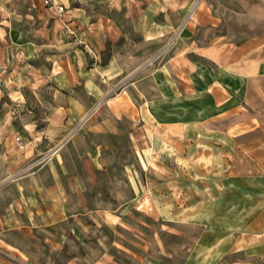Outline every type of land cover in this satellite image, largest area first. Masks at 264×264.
I'll return each instance as SVG.
<instances>
[{
    "label": "crops",
    "instance_id": "0c3cea01",
    "mask_svg": "<svg viewBox=\"0 0 264 264\" xmlns=\"http://www.w3.org/2000/svg\"><path fill=\"white\" fill-rule=\"evenodd\" d=\"M209 4L107 0V14L125 7L142 46L161 49L146 66L143 52L113 51L103 63L74 50L56 73V104L42 131L26 118L20 131L0 89V222L66 217L71 196L85 190L80 156L89 175L111 174L126 123L138 166L159 169L164 143L169 160L183 165L168 173L189 176L169 180L167 193L151 197L152 216L172 238L169 257L181 264H264V36L204 38L221 25ZM65 16L88 47L125 35L108 15L103 25L80 12ZM145 130L152 133L147 149ZM41 157L51 159L33 169Z\"/></svg>",
    "mask_w": 264,
    "mask_h": 264
},
{
    "label": "rangeland",
    "instance_id": "374dc122",
    "mask_svg": "<svg viewBox=\"0 0 264 264\" xmlns=\"http://www.w3.org/2000/svg\"><path fill=\"white\" fill-rule=\"evenodd\" d=\"M45 2L0 0V89L5 93L3 101L14 109L20 131L24 128L23 118L30 120L36 131L45 129L56 104V73L72 60L74 50L80 49L90 60L103 63L113 51L143 52L146 66L154 62L155 53L161 49L140 44L130 29L125 7L107 14V0ZM209 3L221 25L217 32L204 31V38L211 39L215 33L240 40L263 38L264 0ZM71 12H80L84 21L90 17L100 25L106 24L108 15L126 28L125 35L116 42H107L106 38L100 45L88 47L85 39L66 25L65 15ZM122 130L121 155L110 159L111 174L89 175L82 170L84 157L80 156L85 190L79 198L71 196L66 217L48 216L31 223L0 222V264H181L180 259L169 257L173 253L167 247L172 238L161 232L167 230V224L152 216L150 205L154 194L167 193L169 180L184 183L189 176L180 171L168 173V167L177 169L183 165L169 160L164 143L159 144V169L148 164L138 166L129 125L123 124ZM144 135L147 149L152 146V133L145 130ZM153 146L155 152L156 144ZM50 159L41 157L32 168L44 166ZM125 163L128 169L123 167ZM185 231L197 235L194 229Z\"/></svg>",
    "mask_w": 264,
    "mask_h": 264
},
{
    "label": "built area",
    "instance_id": "2783aa9c",
    "mask_svg": "<svg viewBox=\"0 0 264 264\" xmlns=\"http://www.w3.org/2000/svg\"><path fill=\"white\" fill-rule=\"evenodd\" d=\"M49 2H50V0H46L45 3H46V4H49ZM172 44H173V40H172L167 46H165V47L163 48L162 52H163V51H166L169 47L172 46ZM16 141H17L18 144L21 145V146H22L23 143H24L23 140L21 139V137H19V136L16 137Z\"/></svg>",
    "mask_w": 264,
    "mask_h": 264
}]
</instances>
